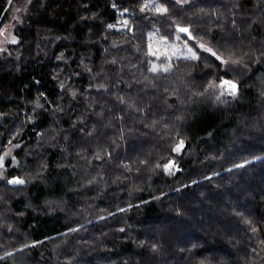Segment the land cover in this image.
I'll return each mask as SVG.
<instances>
[{
    "label": "trees",
    "instance_id": "obj_1",
    "mask_svg": "<svg viewBox=\"0 0 264 264\" xmlns=\"http://www.w3.org/2000/svg\"><path fill=\"white\" fill-rule=\"evenodd\" d=\"M146 1L0 0V264H264V0Z\"/></svg>",
    "mask_w": 264,
    "mask_h": 264
},
{
    "label": "rangeland",
    "instance_id": "obj_2",
    "mask_svg": "<svg viewBox=\"0 0 264 264\" xmlns=\"http://www.w3.org/2000/svg\"><path fill=\"white\" fill-rule=\"evenodd\" d=\"M185 2L186 0H181ZM145 5L147 8L154 9L155 11H159L158 9L163 8L167 10L166 5L160 4L157 0H149L146 1ZM14 23H7L0 30V50L6 49L7 45L12 43L13 40H17L15 32H14ZM129 26V17L128 12H121V17L119 21L115 24V27L119 30H125ZM174 40L167 38L166 36L162 37L158 31V29H153L149 33V54L155 56L158 59L165 58L167 59L166 63H154V67L158 69H169L171 68V64L173 61L180 58H191L193 53L195 54V58H198L197 51L190 45V43L182 38L180 35H176ZM191 49V51H189ZM230 93V90L223 91ZM19 145L16 143L8 144L6 150L3 152L2 156V166H0V179L6 177L8 170L17 165L19 162V158L16 154V150Z\"/></svg>",
    "mask_w": 264,
    "mask_h": 264
},
{
    "label": "snow or ice",
    "instance_id": "obj_3",
    "mask_svg": "<svg viewBox=\"0 0 264 264\" xmlns=\"http://www.w3.org/2000/svg\"><path fill=\"white\" fill-rule=\"evenodd\" d=\"M145 7H147V5H145ZM159 11L161 12H166L167 10L166 9H163V8H160L158 9ZM181 32H188V30L186 28H180L179 29ZM2 34V33H0ZM13 42H15V40H13ZM201 47H203V45H201ZM207 51H211V49H206ZM189 51H191V49H189ZM212 55H216L215 52L212 53ZM191 58H195V54L193 53L192 57ZM217 59H219V57L217 56ZM153 71H157V69L155 67H153L152 69ZM164 70H167V69H164ZM220 88L222 89H226V90H230V94L232 95H235L236 93V89H237V85L231 81H227V80H224L220 83L219 85ZM224 93L221 92V95H223ZM183 147V142L181 141L180 145L177 147L176 151H179L180 148ZM0 166H2V158H0ZM168 168L171 169L172 168V164H169L168 165ZM10 183H23V181H20V180H13V181H10Z\"/></svg>",
    "mask_w": 264,
    "mask_h": 264
},
{
    "label": "bare ground",
    "instance_id": "obj_4",
    "mask_svg": "<svg viewBox=\"0 0 264 264\" xmlns=\"http://www.w3.org/2000/svg\"><path fill=\"white\" fill-rule=\"evenodd\" d=\"M82 31H83V30H82ZM77 32H78V31H77ZM104 32H106V30H105ZM88 33L90 34V33H91V30L88 31V32H86V34H88ZM108 33H109V32H108ZM81 34H82V32H81ZM105 34L108 35V37H109V34H107V32H106ZM90 35H92V34H90ZM80 36H81V35H80ZM86 36H87V35H86ZM88 36H89V35H88ZM92 36H93V35H92ZM111 36H112V35H111ZM104 37L106 38L107 36H104ZM84 38H85V36H84ZM86 38H87V37H86ZM86 38H85L84 40H86ZM68 39H69V37H68ZM68 39H67V40H68ZM70 39H71V38H70ZM76 39H77V38H76ZM81 39L83 40V38H81ZM60 40H63V41H61V43H62V42H64V43L67 42V40L64 41V38H62V39H60ZM60 40H59V41H60ZM72 40H73V39H72ZM72 40H71V41H72ZM74 40H75V38H74ZM77 40H80V39H77ZM82 40H81V41H78V43L80 44V42H82V43L85 42V41L83 42ZM89 40H90V38H89ZM104 40H105V39H104ZM104 40H103V41H104ZM87 41H88V40H87ZM87 41H86V42H87ZM68 42H69V41H68ZM68 42H67V43H68ZM75 42H76V41H75ZM75 42H74V43H75ZM61 43H60V44H61ZM64 43H63V44H64ZM69 43L71 44V42H69ZM76 43H77V42H76ZM76 43H75V44H76ZM88 43H89V42H88ZM72 44H73V42H72ZM84 44H85V45H88L87 43H84ZM90 44H92L91 41H90ZM102 44H103V43H102ZM80 45H81V44H80ZM85 45H84V46H85ZM116 45H117V44H116ZM62 46H63V45H62ZM68 46H70V45H68ZM71 46L75 47L74 45H71ZM64 47H65V44H64ZM76 47H79V46L77 45ZM82 47H83V46H81V48H82ZM88 47H89V46H88ZM88 47H87V48H88ZM97 47L99 48V46H97ZM67 48H68V47H67ZM111 48L113 49V47H111ZM68 49H69V48H68ZM73 49H74V48H73ZM82 49H83V48H82ZM84 49H85V47H84ZM99 49H100V48H99ZM115 49H116V50L119 49L118 51H120V48H118V47H116ZM115 49H114L113 51H115ZM69 50L71 51V49H69ZM80 50H81V49H80ZM110 50H111V49H110ZM82 51H83V50H82ZM71 53H73V50L71 51ZM77 53H78V52H77ZM77 53H75V54H76V55L81 54V53H79V54H77ZM114 53H115V52H113V54H114ZM111 54H112V53H111ZM81 57H82V56H81ZM81 57H79V60L84 61V59H83L84 57H83V58H81ZM80 58H81V59H80ZM82 61H80V63H81ZM96 111H97V110H96ZM98 111H99V110H98ZM93 115H94V114H93ZM97 116H98V115H97ZM94 117H96V116H94ZM88 119H90V118L88 117ZM100 119H101V118H100ZM72 130H73V129H72ZM72 130H70V132H72ZM75 130L77 131L78 129L75 128ZM67 131H68V130H67ZM67 131H66V132H67ZM78 131H80V129H79ZM82 131H83V130H82ZM78 133H79V132H78ZM78 133H76V134H78ZM87 133H88V132H87ZM81 134H82V133H81ZM78 135H79V134H78ZM83 136H84V135H83ZM91 136H93V135H91ZM63 137H64V135H63ZM69 137H70V136L68 135V138H69ZM85 138H86V137H85ZM95 138H97V136H96ZM65 139H67V138H65ZM72 139H73V135H72ZM78 139H79V138H78ZM82 140H83V139H82ZM73 141H74V140H73ZM66 142H67V141H66ZM68 142H69V140H68ZM75 142H76V141H75ZM18 178H19V177H18ZM224 224H225V223H224ZM229 225H230V224H229ZM231 225H232V224H231ZM224 227H225V226H224ZM233 230H234V229H233ZM227 231H228V230H227ZM231 232H232V231H231Z\"/></svg>",
    "mask_w": 264,
    "mask_h": 264
},
{
    "label": "water",
    "instance_id": "obj_5",
    "mask_svg": "<svg viewBox=\"0 0 264 264\" xmlns=\"http://www.w3.org/2000/svg\"><path fill=\"white\" fill-rule=\"evenodd\" d=\"M180 28H186V29L188 30V32H181V31L179 30ZM177 30H178L179 33H181V34H183V35H190V36H192V35H191V32H190V27H189V26H178V27H177ZM234 83H235V82H234ZM235 84L237 85V83H235ZM237 86H238V85H237ZM15 179H16V180L23 181V183H15L16 185H17V184H22V185L25 184V181H24V180L19 179V178H17V177H16Z\"/></svg>",
    "mask_w": 264,
    "mask_h": 264
}]
</instances>
